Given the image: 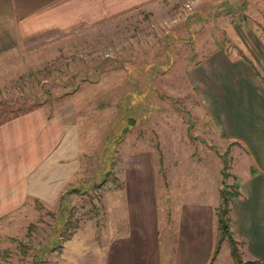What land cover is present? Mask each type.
<instances>
[{"label":"rangeland","instance_id":"1","mask_svg":"<svg viewBox=\"0 0 264 264\" xmlns=\"http://www.w3.org/2000/svg\"><path fill=\"white\" fill-rule=\"evenodd\" d=\"M103 19L21 38L0 57V122L36 108L68 114L85 148L74 189L50 207L28 202L0 224V264H97L118 226L110 206L130 152L152 155L169 254L175 205L215 203L221 189L229 197L248 170L243 148L216 136L192 80L216 52L264 56V0H163ZM221 247L218 264H230Z\"/></svg>","mask_w":264,"mask_h":264},{"label":"crops","instance_id":"2","mask_svg":"<svg viewBox=\"0 0 264 264\" xmlns=\"http://www.w3.org/2000/svg\"><path fill=\"white\" fill-rule=\"evenodd\" d=\"M162 1L0 0V57L14 52L21 38L46 30H69L87 21L97 25L103 18L149 10ZM215 54L205 70L194 68L192 81L216 136L240 145L249 162L238 182L240 195L230 203V231L240 242L242 261L264 264V89L249 65L264 78V56L241 59L224 51ZM84 150L82 132L68 114L36 108L0 122V224L28 202L50 207L66 190L74 189L84 170ZM121 175L122 189L112 196L113 201L119 198L118 204L110 206L118 226L110 228L114 235L97 264H164L169 255L170 264H208L218 199L213 203L211 198L191 197L175 205L169 254L159 239L150 151L127 154ZM218 258L219 253L211 264H218Z\"/></svg>","mask_w":264,"mask_h":264},{"label":"trees","instance_id":"3","mask_svg":"<svg viewBox=\"0 0 264 264\" xmlns=\"http://www.w3.org/2000/svg\"><path fill=\"white\" fill-rule=\"evenodd\" d=\"M249 65L254 73V75L258 78L264 89V78L259 74L257 69L253 66L251 62ZM238 190L235 191L231 196L228 197L226 191L221 189L219 191V205L217 209L214 211L215 218V230L217 232V236L214 238V245L210 255V259L208 264H211L214 258L220 251V247L222 242H225L228 247L229 256L233 262V264H258L255 261H242L240 258L239 250L236 247V244H240L237 241L231 231H230V217H229V208L232 199L237 198L239 196Z\"/></svg>","mask_w":264,"mask_h":264}]
</instances>
